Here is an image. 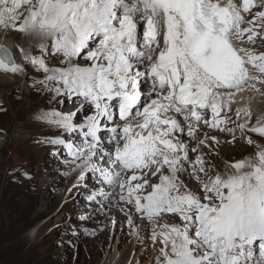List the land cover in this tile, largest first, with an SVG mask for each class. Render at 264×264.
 Returning <instances> with one entry per match:
<instances>
[{
	"label": "snow or ice",
	"instance_id": "1",
	"mask_svg": "<svg viewBox=\"0 0 264 264\" xmlns=\"http://www.w3.org/2000/svg\"><path fill=\"white\" fill-rule=\"evenodd\" d=\"M0 26L50 40L40 58L24 53L23 65L0 54V71L31 77V87L49 104L75 93L74 119L72 113H50L60 117L62 138L47 142L53 160L76 171L83 181L76 187L86 195L64 210L57 247L78 253V242L96 235L92 221L114 200L143 213L138 186H151L145 170L160 177L182 168L203 173L208 185L195 201L160 181L147 198L150 211L155 206L157 213H179L183 223L216 232H239L245 218L256 219V201L264 197V150L253 161L256 167L236 163V179L223 184L215 176L213 184L203 157L193 158L188 145L199 142L194 129L207 123L209 108L215 127L225 96L249 87L257 71L264 82V47L259 54L248 48L264 35V0H0ZM50 57L58 67L49 66ZM117 105V113L108 111ZM252 130L264 139V128ZM89 164L95 167L85 171ZM246 167L250 175L241 171ZM140 178L143 183H133ZM258 222L264 229V207ZM168 242L164 237V246Z\"/></svg>",
	"mask_w": 264,
	"mask_h": 264
},
{
	"label": "rangeland",
	"instance_id": "2",
	"mask_svg": "<svg viewBox=\"0 0 264 264\" xmlns=\"http://www.w3.org/2000/svg\"><path fill=\"white\" fill-rule=\"evenodd\" d=\"M240 1L243 2V0ZM14 33L15 31L7 33L0 26V36L4 35V39L13 44L12 47L18 59V64L23 65L24 53H27L31 57L33 54H36L35 51L40 50L39 48L41 47L39 46H42L45 42L43 41L39 45L33 46V40L29 41L30 37L24 36L20 38L12 35ZM20 44L27 46L26 49H23V52L21 51V47L24 45ZM253 48L257 50L254 46ZM256 54H259V52ZM47 62L52 68L58 67L54 58H48ZM256 74L261 75L258 71ZM0 77H4L0 78V231H2L0 239V264H131L132 262L135 263L137 256L141 252H145L148 259L152 258V253L154 257V253L158 252V257L161 261L159 260L157 264L172 260H178L181 264H201V262L195 259L184 261V253L180 251L188 244L187 241L190 236L203 230L208 231L211 237L213 232L216 231L211 230V232L208 229H203V226H200L202 229L199 228L194 231V227L190 232H186L188 238L184 239L183 235H176L174 233L171 221L168 220L169 222H167L164 220L166 219V213L162 215L163 219H161L156 216L155 208H152V215L154 213L155 216H151V221L149 220L144 224L143 219L138 217L140 210L136 211L134 205L130 206L123 202L116 204V201H114L115 203L110 211H107L105 215H101L107 217L110 223L108 224L107 221L108 225L104 228L101 227L102 224L96 226L95 221L92 222L90 228L96 230V235L86 241H79L78 253L77 249L68 248L66 245L57 247L59 241L63 239L61 229L65 215L64 210L70 209L73 201L76 204H80L82 198L86 195V193L79 191L76 187L78 183L83 182L78 178L76 171L69 168L63 162L56 163L50 155L54 151V148L47 142L52 139L62 138V132L57 123L59 117L54 116L52 119L50 113L59 112L66 114L70 112L71 109L65 108L69 105L67 103L68 96L67 98L60 97V103L58 104H49L43 93L27 87L24 81L26 76L0 71ZM251 82L254 84L255 80ZM254 93V96L260 94L261 98L253 109L264 111V88L261 91L256 89ZM77 101H80V98L76 99ZM79 103L76 105L79 106ZM39 106L42 107L41 112L44 115L39 119L40 123L37 126H33L30 123L32 109ZM252 119L255 120V124L259 125L263 118L252 117ZM216 121L221 122L220 125L216 126L220 133L224 126V121L219 120V118ZM238 121H240L239 118ZM212 132L217 136L220 135L212 127H209L200 135H213L211 134ZM220 138L222 139V137ZM248 138L249 142H244L242 139L237 140V142L246 150L243 152H248L250 155L251 161H247V163L250 167L254 168L256 164L253 161L258 162L260 151L264 150V139H256L254 141L249 136ZM212 140H215L212 142L214 149L208 138H204L205 143H203V140H198L199 147L197 146L196 148L204 150L201 154L205 167L211 173V178L214 179L213 184L216 183L215 176H217L220 182L226 178L228 183L236 179L235 175H237L234 168L235 164L230 165V163L243 162L244 157H239L240 152L232 148L234 155L230 159H234V161L227 160L222 152H216V149L219 148V140L217 138ZM260 140L262 142H257ZM212 150L214 158L208 156ZM89 165L93 166L94 164ZM85 171L88 170L85 169ZM241 171L246 172L244 173L245 175L251 174L248 172L251 169L247 167ZM110 177L108 176L107 178L109 179ZM178 177L182 181L185 178H181V175H178ZM173 178L176 180L174 173H170L168 176L169 181L174 182ZM159 179L165 182L162 175ZM93 180H95V176H93ZM201 185L203 186L202 188L195 186L192 189L185 188L184 186L183 189H179V195L181 197H190L196 201V192L198 193L203 188L208 187L206 183H201ZM227 191L228 189H224L225 195ZM186 193L189 194L185 195ZM133 195L135 198V194ZM175 195L172 194L173 199ZM257 200H259L260 206L264 207V197H260ZM117 205L120 208H117ZM122 206L127 210L123 209ZM257 206L260 207L259 205ZM116 213L122 218L118 223L112 219ZM173 219L175 220L177 217L175 216ZM148 223L154 224V230H149V232L144 230V237L142 240H139L137 235L140 226H146ZM249 225L253 226L257 232L262 231L257 218L249 220ZM170 228L169 237L174 240L172 248L168 244L166 246L163 244V239L164 237L167 238L166 233ZM107 229L110 230V233L103 234ZM85 231L88 232L90 229H86ZM123 231L127 232L125 237L120 235ZM120 237H123V240ZM179 238L184 241V244H182ZM156 241L157 248L155 250L154 245ZM235 241L236 238H229L227 241L220 239L217 242L218 253L214 249L211 250L213 253L216 252L215 254L224 255L230 245L235 248L233 253H236ZM218 244L220 245L219 247ZM201 252L204 258L203 263L210 264L209 260L206 259V249ZM122 256H124L123 259ZM146 258L141 264L148 262ZM227 262L235 264L234 258L228 259Z\"/></svg>",
	"mask_w": 264,
	"mask_h": 264
},
{
	"label": "bare ground",
	"instance_id": "3",
	"mask_svg": "<svg viewBox=\"0 0 264 264\" xmlns=\"http://www.w3.org/2000/svg\"><path fill=\"white\" fill-rule=\"evenodd\" d=\"M220 2L222 4H224V3L227 2V0H220ZM239 2L242 4V1L239 0ZM244 16L246 17L247 14L245 13ZM241 24L242 25L240 27H247V24H244V23H241ZM13 31H15V33L12 34L14 36H17V37H20V38H22L24 36L30 37L31 39L29 41L31 42L33 40V42H32L33 43V46H36L37 44L39 45L43 41L45 43L42 46H39V47H41V48L43 47V48L46 49L50 45V40L48 38H43V37H41L39 35H34V34H31V33H23L22 34V33H20L17 30H13ZM7 33H9V32H7ZM4 38H5L4 35L0 36V45H5V46L9 47L10 50H11V52H12V54H13V57H14V55L16 57V54H15V52L13 50L14 48L12 47L13 44L10 43V42H8V40L7 39H4ZM261 40H264V35L258 36L256 38V43L255 44H250V45L252 47L254 46L258 51H260L261 47H264V45L261 44ZM32 43H31V45H32ZM25 44H20V45H24V46L21 47L22 49H26L27 48V46ZM41 48H39V49H41ZM32 52H34V51L32 50ZM35 52H36L35 56L37 58H39L40 57L39 51H35ZM17 62H18V59H17ZM78 66H80V67H88L90 65L89 64H85V63H81ZM0 78L2 79L4 77H0ZM27 79H29L28 82H27ZM258 79H259V77H258ZM24 81L27 84V87L29 89H33L31 87V77H26L24 79ZM249 83H250V86L249 87L234 92L231 97L232 98H235L238 95L243 94L245 96V98L247 99L248 96H249L248 95V91L250 89H252L251 81ZM74 99H75V93H71V94L68 95V101H67V103L69 105H67L65 108L66 109H71V111L65 114L66 117L70 113H72L73 116H74L75 111H77V108H74L73 107V102L72 101ZM80 99H83V98L81 97ZM142 100H143V97H142ZM79 102L80 101H77L76 104H78ZM109 103H111V102H109ZM41 108L42 107L39 106V107H36V108L32 109V114H31V117H30V120H31L30 123H31V125L37 126L40 123L39 122V119L44 115V113L41 112ZM108 111L111 112V106L108 109ZM92 114H94V113H92ZM60 117H63L61 115V113H60ZM60 117H59V119H60ZM218 118H219V120L224 121V126L222 127V129L220 131V133H222V135L221 136L220 135L217 136L216 134H214V132L211 133L213 135H208V136L205 135V134H203V135H201V137H202L201 139L203 140V143L206 142V141H204V138H208L210 144L212 145V147L214 149V144L212 142L215 141V140H212V139L217 138L219 140V141L217 140L219 142V148L216 149V152H219V151L222 152V154L224 155L225 158H227V160L234 161V159H230L234 155V151H232V148H234L235 150H238V152H240L239 153V157L240 156H243L244 157V161L243 162L251 161V158H250V155L248 154V152H243V151H246V150H244L243 147H242V145L237 142V140H239V139H242L244 142H249L250 141L249 138H248V136H247V131L245 130V128L243 127V131L241 130V123H240V121H238L237 112L232 107H230L227 111H224L221 114L219 113ZM46 123H47V121H46ZM251 123H255V120L252 119ZM259 125L260 126H264V117H263V119H261V122H260ZM127 126L128 125H126L125 127H127ZM220 137H222V139ZM236 144H239V145H236ZM188 146H189V149H190V155H192L193 158H195L196 155H201L202 156L201 153L204 150L203 149L202 150H198L196 148L197 146L199 147L197 141H191V142H189V145ZM193 147H195L198 151L195 152V153L191 152V149ZM205 150H207V149H205ZM212 152H213V150L210 151V153H209L208 156L214 158L212 156ZM243 162H238V163H243ZM189 167H191V166H189ZM92 168H94V165L93 166L92 165H89L88 168H87V170H90ZM157 171H159V170H157ZM107 172H108V170L107 169H104V173L107 174ZM170 173L171 174L174 173V175L176 177V180H175V178H173V180H175V182L171 185V187L173 189L177 190V191H179V189L180 190L183 189L184 186H185V188H191L192 189L195 186L199 185L197 188H202L203 186L201 185V183L202 184H205L206 183L205 182V179L206 178L204 177V174L203 173H198V174L186 173L185 174L184 173V170L182 168L181 169H171L170 170ZM178 175H181V176L183 175V177H185L183 179V181H182V179H179ZM137 176H138V178L140 177V172L137 174ZM144 178H147L149 180V183H150L151 186L150 187H147V188H144V185L143 184L139 185L138 187L140 189H142L141 192H144L146 194V193H149V191L152 188L159 187L160 180H159L158 174L157 175L154 174V175L149 176V174L145 170ZM144 178H140L138 181H134L133 183H137V182L143 183V179ZM112 180H113V177L111 176L108 179V181L111 182ZM221 183L226 184L227 183V179L224 178L223 181H221ZM201 192L202 191H200L198 193L196 192V194H197L196 201H199L200 200V194H201ZM172 194H177V193L174 191ZM187 194H189V193H186L185 195H187ZM116 199H118V197ZM114 201H113V205L115 203ZM202 202H207V201H202ZM142 203H144V204L141 205V208L143 209V213L140 212V215L139 216L142 217L144 219V221L148 222L150 216L152 215V212L149 210V206H148L147 203H145L144 201ZM257 205L260 206L259 200L256 201V208L258 210L257 211V217L256 218L258 220V218H259V210L261 209V206L258 207ZM117 208H120V207L117 205ZM122 208H123V206H122ZM152 208H155V206H153ZM123 209H125V208H123ZM146 209H147V211H146ZM125 210H127V209H125ZM193 212H194V210H193ZM164 213H166V219L165 220H167V221L169 220V221H171L173 223L174 233L176 235H183L184 236V239H187L188 238V235L186 234L187 231H190L194 227H197V224L183 223L182 222L183 221V217L180 216L179 213H168V212L162 211V212H160V214H161L160 218L161 219H163L162 218V215ZM153 215H155V214L153 213ZM175 216L177 217V219L174 220L173 217H175ZM179 217H180V219H179ZM112 219L115 220L116 223H118V222L121 221L122 218H121V216L118 213H116V214H114V216L112 217ZM245 220H246V223H244L243 230H241L239 232L237 230H231V231L221 232L222 233L221 234V238H224V236L225 237H229V236L235 237V236H237L238 240H237V242H235L236 245H238V246L239 245L244 246L243 249L245 250V254L248 255V256L251 253H247V252H249L251 250L250 252H253V255L252 256L254 257L253 261L255 262V264H264V256H260V254L255 253V244L253 243L254 237H257V236H260L261 239L264 240V229H262L261 232H257V230H255L253 226H250L249 225V220L247 218H245ZM94 221H95V225L96 226H100L102 224L101 227H104V228H106L107 225L110 223V221H108V218L105 217V216H100L99 219H96ZM94 221H92V222H94ZM107 221H108V224H107ZM137 221H139V220H137ZM153 225L154 224H149L148 223L146 226H140L139 232H138V235H137V238L139 240H142L143 237H144V234H143L144 230H146L148 232H149V230H152L153 231L154 230ZM204 228L205 229H208L209 231L212 230L211 228H208L207 226H203V229ZM108 233H110V230L109 229H107L106 231H104L103 234L106 235ZM113 233L115 234V232H113ZM208 233H209L208 231L201 230L199 234H195V235L190 236L189 239H188V241H187L188 244L181 251L182 252H187V255H188L189 258L195 259V260L201 262V264H205V263H203L204 262V260H203L204 258H203V253L201 251H204V249H206V251H207V253H206V259L209 260L210 264H215V263L216 264H229V262H227V260L230 259L231 256H233V254H231V253L235 250V248L229 246L228 249H227V253H226L225 256L222 255V254H215L216 252L213 253L211 249H214L215 251H218V248H217V246H215L213 244L212 241H210V238L211 237H210V234H208ZM120 235H123V237H125L127 235V232L126 231H123L122 233H120ZM123 237H120V239L123 240ZM169 238H170L171 241H173L171 239V237H169ZM214 241H216V238H215ZM154 248L156 250V248H157V241H156V244L154 245ZM175 251H179V250H175ZM234 256H237V253ZM123 258H124V256H122V259ZM145 258H146V253L145 252H141L137 256V259H136L135 263H133V262L132 263L133 264H141L142 261H145ZM235 258H236V261H237L238 258L237 257H235ZM146 259L148 260V262L146 264H156L160 260V258L158 257V252H155L154 253V257H153V253H152V258H149V259L146 258ZM150 260H151V262L149 263ZM108 264H111V263H108ZM113 264H115V263H113ZM125 264H130V263H125ZM161 264H164V263H161ZM165 264H180V263L178 261L177 262H173L172 261V263H165ZM237 264H240V263L237 262Z\"/></svg>",
	"mask_w": 264,
	"mask_h": 264
},
{
	"label": "clouds",
	"instance_id": "4",
	"mask_svg": "<svg viewBox=\"0 0 264 264\" xmlns=\"http://www.w3.org/2000/svg\"><path fill=\"white\" fill-rule=\"evenodd\" d=\"M247 27H248V25H247ZM248 48H250L251 51L254 50L256 53L259 52L258 50H255L250 44H248ZM251 86H252V89H250L248 91L249 96L247 99L245 98V96L243 94L238 95L235 98L225 96L224 97V107L221 109L220 114L224 111H227L230 107H232L237 112V116L240 120L241 126H243L245 128V130L247 131V135L251 138V140L256 141V139L258 140L261 138H260L259 134H255L251 131V129L253 127L258 126L255 123H251V119H252V117L260 118L261 115L264 116V111L253 109V107L256 105V103H258L260 101V98H261L260 94L254 96V94H255L254 91L256 89L261 91L264 88V82L255 80L254 84H252V82H251ZM255 99H256V101L254 102ZM229 102H231L230 105H229ZM207 111L209 113V115L207 116V123H205L204 121H201V123L196 125L195 129H194L196 135L198 136V140H202L200 133H203L209 127H212L214 130H216V133H219L216 126L220 125V124H216L215 127H213V124L209 122V121L213 120V117L211 115V109L209 108ZM219 134L222 135L221 133H219ZM257 142H262V141L260 140ZM232 163H234V162H232ZM232 163H230V164H232ZM165 176L168 177L169 175H162L163 178Z\"/></svg>",
	"mask_w": 264,
	"mask_h": 264
},
{
	"label": "water",
	"instance_id": "5",
	"mask_svg": "<svg viewBox=\"0 0 264 264\" xmlns=\"http://www.w3.org/2000/svg\"><path fill=\"white\" fill-rule=\"evenodd\" d=\"M4 52H7L12 57L13 61L15 62L13 54H12L10 48L5 46V45H0V54H3Z\"/></svg>",
	"mask_w": 264,
	"mask_h": 264
},
{
	"label": "trees",
	"instance_id": "6",
	"mask_svg": "<svg viewBox=\"0 0 264 264\" xmlns=\"http://www.w3.org/2000/svg\"><path fill=\"white\" fill-rule=\"evenodd\" d=\"M1 237H2V231H0V239H1Z\"/></svg>",
	"mask_w": 264,
	"mask_h": 264
}]
</instances>
